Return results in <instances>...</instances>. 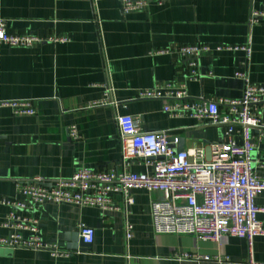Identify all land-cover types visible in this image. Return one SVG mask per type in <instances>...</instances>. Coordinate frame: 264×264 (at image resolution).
<instances>
[{"label":"crops","instance_id":"0c3cea01","mask_svg":"<svg viewBox=\"0 0 264 264\" xmlns=\"http://www.w3.org/2000/svg\"><path fill=\"white\" fill-rule=\"evenodd\" d=\"M252 9H264V0L150 1L143 10L127 13L118 0H0V18L9 32L67 38L29 48L0 44V102L28 100L35 110L14 114L0 104V199H20L17 181L33 176L50 180L82 167L119 168L118 115H131L140 131L164 132L175 150L180 144L208 154L210 144L226 141L225 126L188 115L171 117L163 99L138 93L173 82L184 83L190 99H237L243 81L234 73L244 69L250 81L264 86V20L249 24ZM246 42L248 60L240 50L201 53L205 76L197 81L187 79L186 62L175 52L151 53L179 44ZM101 99L106 103L90 105ZM259 110L262 126L251 131L258 142L255 162L264 161V102ZM71 125L78 139L69 135ZM232 137L240 139L236 132ZM129 168L150 171L136 161ZM131 195L133 203L126 205L121 194H114L118 209L113 211L63 202L26 210L23 214L38 218L46 242L65 247L64 233L77 232L80 223L94 228V241L66 257L0 246V264H264V234L251 242L229 236L218 243L192 234L156 233L150 203L159 193L134 188ZM255 202L264 228V191ZM8 211L0 203V236L9 231L1 225ZM183 253L191 257L178 258Z\"/></svg>","mask_w":264,"mask_h":264},{"label":"built area","instance_id":"2783aa9c","mask_svg":"<svg viewBox=\"0 0 264 264\" xmlns=\"http://www.w3.org/2000/svg\"><path fill=\"white\" fill-rule=\"evenodd\" d=\"M118 1L121 10L127 13L143 10L150 1L161 3L164 0ZM262 20L264 9L250 11L249 24ZM65 41L66 37L55 34L44 37L9 32L6 21L0 18V44L29 48L43 42ZM209 50H240L246 60L251 52L249 42H246L214 46L206 43L179 44L156 48L151 53L175 52L186 62L187 79L197 81L205 76L199 68V56ZM234 75L243 81L242 93L237 99L205 96L190 99L185 84L173 82L163 86L156 84L138 93L140 98L163 99V110L171 117L188 115L225 126L226 141L210 144L208 154L201 147L177 151L164 132L140 131L131 115H118L120 167L111 170L82 167L69 177L45 180L41 176H33L17 181L16 189L21 198L0 199L1 204L9 207L6 219L1 223L9 231L0 236V246L45 251L52 257L69 256L75 250L44 241L38 218L23 212L37 210L44 202H63L77 208L91 206L101 211H113L118 209L113 200L114 194H121L124 203L131 205V190L134 188L160 195L150 203L152 227L156 233L192 234L218 243L229 236L251 242L255 236L264 234L257 217L260 208L255 202L256 196L264 191V161L255 162L252 159L258 142L251 135L253 128L262 126L259 106L264 102V86L250 81L245 69L235 71ZM166 99L172 101L168 103ZM104 103L106 99L94 100L90 105ZM0 104L10 107L14 114L32 115L35 112L28 100L3 101ZM233 132L239 135V141L233 139ZM69 135L78 139L74 125L70 126ZM176 141L174 139V143ZM133 161L147 165L150 171H132L129 167ZM17 210L20 212L17 213ZM78 231L82 242L91 245L94 228L80 223ZM126 236H131L129 224ZM189 257L188 253L178 256Z\"/></svg>","mask_w":264,"mask_h":264},{"label":"water","instance_id":"95a60500","mask_svg":"<svg viewBox=\"0 0 264 264\" xmlns=\"http://www.w3.org/2000/svg\"><path fill=\"white\" fill-rule=\"evenodd\" d=\"M169 141H171V139H169ZM176 150L177 151L183 150V146L178 144ZM63 240L65 243V248L70 250H83L88 246L82 242L79 236V231L64 233Z\"/></svg>","mask_w":264,"mask_h":264}]
</instances>
